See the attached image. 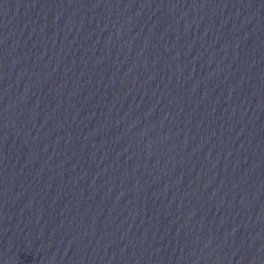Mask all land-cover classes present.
Segmentation results:
<instances>
[{"label": "water", "instance_id": "obj_1", "mask_svg": "<svg viewBox=\"0 0 264 264\" xmlns=\"http://www.w3.org/2000/svg\"><path fill=\"white\" fill-rule=\"evenodd\" d=\"M0 264H264V0H0Z\"/></svg>", "mask_w": 264, "mask_h": 264}]
</instances>
